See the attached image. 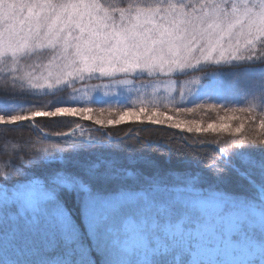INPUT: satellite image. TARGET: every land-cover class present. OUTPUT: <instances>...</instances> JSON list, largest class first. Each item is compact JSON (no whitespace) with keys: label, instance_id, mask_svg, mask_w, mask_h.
Masks as SVG:
<instances>
[{"label":"rangeland","instance_id":"obj_1","mask_svg":"<svg viewBox=\"0 0 264 264\" xmlns=\"http://www.w3.org/2000/svg\"><path fill=\"white\" fill-rule=\"evenodd\" d=\"M158 1L148 10L112 14L97 0H0V127L13 129L34 119L55 126L59 119H73L83 123L70 133L72 137L93 142L100 138L90 133L88 123L108 129L151 124L165 132L182 129L230 136L246 129L264 146V118L255 114L243 112L259 121L251 127L237 116L242 112L212 106L202 108L221 111L211 119L201 114L197 120L189 118L197 109L159 111L162 104L186 97L221 102L223 94L216 87L220 77L191 76L200 68L264 60V0ZM61 90L68 91L64 100L69 106L33 108L20 115V108L12 105L21 95L29 98ZM29 146L40 156L72 154L55 145ZM229 148L244 165L252 159L238 147ZM109 154L101 155L100 162L112 159ZM5 164L0 160L2 170ZM33 190L46 199L52 196L35 181L0 190V229L8 221L38 214L41 204L33 208L27 202ZM167 195L162 200L146 191L86 194L85 222L96 243L107 246L112 264H155L165 246L168 263L264 264V206L256 199ZM217 200L232 213L233 242L246 251L231 250L212 237L201 239L195 229L189 233L203 215L201 202ZM101 222L104 226L98 230ZM164 231L176 250L161 238Z\"/></svg>","mask_w":264,"mask_h":264},{"label":"trees","instance_id":"obj_2","mask_svg":"<svg viewBox=\"0 0 264 264\" xmlns=\"http://www.w3.org/2000/svg\"><path fill=\"white\" fill-rule=\"evenodd\" d=\"M97 1L103 9L112 14L117 10H148L152 8L150 3L154 7L159 2ZM203 73L220 77L216 87L219 86L218 89L223 94L221 102L208 98L194 101L186 97L185 100L176 99L162 104L159 111L172 114L175 112L173 110L197 109L194 113L190 111L189 118L197 120L201 114L211 119L221 111L208 112L202 108L212 106L222 111L242 112L237 116L251 127L259 121L243 112L264 118V60L203 67L191 73V76ZM66 92L68 91L61 90L56 94L29 98L21 95V100L17 98V103L12 105L20 108V115L33 111L30 110L33 108L41 111L53 106L66 107L70 105L64 100ZM55 98L62 100L57 103L54 102ZM49 99L51 101H48ZM115 107L126 108L123 105ZM33 122L42 131L54 136L66 134L83 123L73 119H59L56 123L53 121L55 126L51 121L34 119ZM87 127L91 134L100 138L99 142L79 139L50 140L31 124L13 129L0 127V160L6 163L2 170L4 175L0 176V190L14 189L18 184L35 181L52 195L41 204L38 214L34 216L40 219L39 224H32V219L21 217L3 225L0 229V264H112L107 256V246L96 243V238L92 236L85 222L86 194L114 195L121 192L146 191L154 192L165 200L168 198L167 193L176 192L217 196L235 201H254L255 190L246 178L240 176L239 171L247 173L259 186L264 187V146L252 140L251 131L248 133L246 129L241 132L243 134L230 136L218 132L208 135L202 133L203 131L198 133L182 129L165 132L151 124L108 129L88 123ZM104 134L121 139L108 141ZM127 134L132 135L125 137ZM31 142L38 145H55L72 154L61 157L55 152L40 156L29 146ZM229 146L238 147V150L249 154L252 159L248 158L247 165L242 164V161L238 160L239 155H234ZM14 150L18 153L13 154ZM221 152L228 155L230 164L238 171L218 162ZM101 153H111L109 155L112 159L107 158V161L100 162L104 155ZM62 179L65 182H61ZM56 208L62 209L74 225L76 240L72 244L64 240L61 233L44 219L45 211L51 213ZM103 226L104 222H101L98 230ZM5 229L8 231L5 232ZM2 233L6 234L3 239ZM160 234L165 243L173 244L174 250L177 249L165 231ZM167 248L165 246L160 249L155 264H175L172 260L167 262Z\"/></svg>","mask_w":264,"mask_h":264},{"label":"snow or ice","instance_id":"obj_3","mask_svg":"<svg viewBox=\"0 0 264 264\" xmlns=\"http://www.w3.org/2000/svg\"><path fill=\"white\" fill-rule=\"evenodd\" d=\"M214 127V126H210ZM46 197L39 190H33L27 194V202L33 208H38L45 201ZM203 215L196 219L188 229L191 234L193 229L197 231L201 239L212 237L222 241L231 250L246 251L242 244H236L232 240L234 235L233 216L227 206L220 201H206L200 204ZM44 219L61 233L62 238L69 244L76 240L74 225L68 215L60 208L54 209L51 213L45 211ZM32 224H39L40 219L33 217Z\"/></svg>","mask_w":264,"mask_h":264},{"label":"water","instance_id":"obj_4","mask_svg":"<svg viewBox=\"0 0 264 264\" xmlns=\"http://www.w3.org/2000/svg\"><path fill=\"white\" fill-rule=\"evenodd\" d=\"M27 122H29V123H31L32 125H34L31 121H26V122H24V123H27ZM1 126V125H0ZM34 127H36V126H34ZM128 136V135H127ZM254 186H256V184L253 182L252 183Z\"/></svg>","mask_w":264,"mask_h":264},{"label":"clouds","instance_id":"obj_5","mask_svg":"<svg viewBox=\"0 0 264 264\" xmlns=\"http://www.w3.org/2000/svg\"><path fill=\"white\" fill-rule=\"evenodd\" d=\"M4 175L2 168H0V176Z\"/></svg>","mask_w":264,"mask_h":264},{"label":"bare ground","instance_id":"obj_6","mask_svg":"<svg viewBox=\"0 0 264 264\" xmlns=\"http://www.w3.org/2000/svg\"><path fill=\"white\" fill-rule=\"evenodd\" d=\"M261 188H264V187H262V186H260Z\"/></svg>","mask_w":264,"mask_h":264}]
</instances>
